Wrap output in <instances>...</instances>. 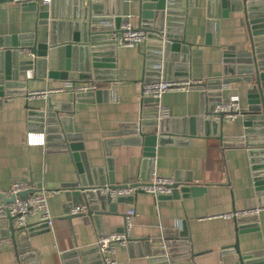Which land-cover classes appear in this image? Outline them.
I'll return each mask as SVG.
<instances>
[{"label":"crops","instance_id":"obj_1","mask_svg":"<svg viewBox=\"0 0 264 264\" xmlns=\"http://www.w3.org/2000/svg\"><path fill=\"white\" fill-rule=\"evenodd\" d=\"M117 0H112V6ZM63 14L71 10L68 0H58ZM184 15L183 31L190 42V59L187 62L169 61L168 76L175 79H202L213 83L223 77L225 51L233 45L237 52L251 48L250 33L243 10H230L224 15L221 0H179ZM141 0H118L122 14L128 15L133 24L139 25ZM102 12L96 14L105 18V4ZM96 5V4H95ZM264 17V0L256 10ZM64 16V15H63ZM62 16V17H63ZM58 17L59 20L64 18ZM101 17L99 20H101ZM49 23H41L36 11L23 10L21 3L0 0V33L14 34L37 31L39 40L47 39ZM144 43L134 46H120L115 49L116 81L84 80L75 83L97 81L99 88H109L106 97H78L72 88L53 92L48 97L30 98L34 90L57 88L71 80L28 75L27 93L6 96L0 105V190L10 195L12 184L29 182L34 178L37 191H48V201L53 214V226L30 237L17 236V243L8 231L9 219L0 218V264L17 262L25 254L27 264H64L62 253L78 248L81 264H102L96 247L100 234L123 229L125 213L135 208L131 241L127 244L114 242L115 264H151L145 255L146 240L165 236L166 231L185 227L191 237L195 256L190 264H239L238 255L231 247L236 241L237 224L221 214L259 206L254 215V229L239 233V247L243 252L253 253V258L264 260V205L255 201L256 187L249 146L246 144H225L217 135L196 133L180 135L172 142H158L154 155L153 174L174 176L177 180L199 183L204 186L197 194L179 197H158L139 190L131 198L117 202L116 211L95 214L93 217L75 216L67 219V208L84 204L77 197L67 195L63 184L78 180L77 160L73 151L54 145L52 140L44 144H29L27 133L31 106L45 108L49 97L58 104L71 132L79 134L72 141L81 143L77 150L90 167L105 164V140L119 124L137 121L142 113V83L144 82L147 56ZM247 81H233L222 84V96L228 98L239 94L244 110L249 105ZM209 90V86L207 87ZM160 103L169 109V124L175 118H188L200 114L201 90L172 88L160 97ZM211 117V116H210ZM245 115L239 114L233 120H224V136H241L245 130ZM39 133L40 131H32ZM178 138V137H177ZM49 142V143H48ZM117 183L139 181L143 148L132 143L112 146ZM0 203H3L0 196ZM38 222L37 217L29 223ZM29 242V249L22 244Z\"/></svg>","mask_w":264,"mask_h":264},{"label":"water","instance_id":"obj_2","mask_svg":"<svg viewBox=\"0 0 264 264\" xmlns=\"http://www.w3.org/2000/svg\"><path fill=\"white\" fill-rule=\"evenodd\" d=\"M179 0H141L139 9V27L147 30L148 39L145 44L147 56L145 81L159 79L163 74L168 76L170 60L187 62L190 59L191 43L184 37L183 9ZM71 10L63 14L60 3L49 6L35 1H23V10L36 11L41 23H49L46 40H39L37 31L23 33H0V105L6 96L27 93V78H21V72L35 71L34 77L48 76L71 81L84 80H109L112 86L116 81L113 72L116 68L115 49L113 48L112 32H119L121 24L129 20L128 15H123L121 7L111 6L112 0H68ZM263 0H221L224 15L230 10H243L250 33L251 48L245 52H237L235 46L230 45L225 51V69L223 77L213 83L195 85L201 90L202 107L200 114L188 118H175L173 124H169L170 117H158L159 98L151 96L142 97V113L134 122H123L118 128L111 131L110 137L105 140L106 159L103 166L90 167L77 150L82 144L73 142L72 139L79 136L71 132L62 115L58 112V104L51 97L45 108L31 106L29 127L30 129L44 132L46 140H52L54 145L73 151L77 160L79 178L73 182L63 184L67 195L77 197L80 202L87 205L85 211L71 212V206L67 208V219L75 216L93 217L95 214L116 211L117 202L131 198L132 195H122L116 199L107 193H102L101 188L122 187L127 185H142L149 183L153 174L154 155L158 142H172L182 137L191 135L213 133L223 140L225 144H246L249 146L254 183L256 187L255 201L258 205H264V17H259L256 11ZM105 4V18L99 14L102 12L101 4ZM96 4V5H95ZM64 15V16H63ZM63 16V17H62ZM58 17L64 20H58ZM30 53V55L28 54ZM170 77V76H168ZM247 81L251 83L248 88L249 105L243 110L245 117V130L241 136H224L222 126L224 119L219 120L210 117L215 104L222 96V84L233 81ZM209 86V90L207 87ZM109 88H97L90 94H76L78 97H95L101 100L106 97ZM222 115V113H221ZM178 137V138H177ZM49 143V142H48ZM132 143L141 145L143 157L139 181L134 183H117L115 179V164L112 156V146L115 144ZM29 187L17 193L8 195L0 190L3 203H10L16 197L26 198L39 188L35 186L34 178L30 179ZM204 186L187 180H177L170 194H162L160 197H179L188 194H197ZM142 190V189H140ZM14 217L7 215L9 219L8 231L12 239L17 243V236L30 237L36 233L50 229L46 221L27 223L16 226ZM254 215H244L235 218L237 224V236L231 245L238 255L239 264H264V260L253 258V253L243 252L239 247V233L255 228ZM122 230V229H120ZM165 241L167 249L155 247ZM148 250L145 254H154L149 258L151 264H159L166 260L167 256H157L168 252L172 264H190L196 255L192 249L191 237L187 235L185 227L182 229L166 231L165 236L159 235L146 240ZM22 249L31 247L29 242L20 246ZM25 254L20 257L17 251V262L21 264L25 260ZM64 264H81V256L78 248H70L62 253Z\"/></svg>","mask_w":264,"mask_h":264},{"label":"built area","instance_id":"obj_3","mask_svg":"<svg viewBox=\"0 0 264 264\" xmlns=\"http://www.w3.org/2000/svg\"><path fill=\"white\" fill-rule=\"evenodd\" d=\"M13 2L21 3L23 1H35L37 3L48 4L52 7L58 3V0H11ZM113 39V48L116 49L120 46H134L139 45L141 43H145L148 39L147 30L139 27L132 23L129 19L127 21L122 22L121 30L119 32H112ZM30 55V53H28ZM32 71V70H31ZM32 72H28V75H32ZM202 79H175L172 77H168L165 75H161L159 79L145 81L142 83V91L143 96H151L154 98H159L162 94L172 88H181L188 89L195 85L202 83ZM227 84V83H225ZM68 88H72L76 94H90L93 93L97 88H99V84L97 81H89V82H68L66 85L50 88L44 90H34L28 93L30 98L35 97H48L53 92H62L67 90ZM244 108L240 102L239 94H232L228 98H222L218 100L215 104L213 113L210 114L212 118L217 120L223 118L224 120H233L239 114L243 112ZM169 109L164 104L159 102L158 104V117L164 118L168 117ZM222 113V115H221ZM34 131L33 129H30ZM28 132L27 133V142L29 144H44L47 142L44 132ZM38 132V131H37ZM177 182V178L174 176H167L154 173L152 174L151 180L149 183L142 185H127L122 187H109L105 185L101 188L102 193L109 194L112 199H116L122 195H133L140 189L152 194L155 198H158L162 194H170L172 192L174 183ZM29 187L28 182L25 181H17L12 184L11 192L17 193L20 190H24ZM87 205L84 204H76L71 208V212H81L86 210ZM260 210V207L254 208H246V209H238L233 211H228L221 216L228 219H235L239 216L244 215H256ZM8 214H11L14 217V224L16 226L26 225L29 223V220L33 217H37L38 221H46L49 227L53 226L54 218L50 209L49 201H48V191L40 190L32 192L26 198H22L17 196L14 202L10 203H0V218L7 217ZM135 214V208H129L125 213V223L122 230L114 231L111 233H103L97 237L96 247L98 253L100 254L102 264H115L116 259L114 257V242H121L127 244L131 241L130 232L133 225V217ZM9 238L0 239V241H7ZM155 247H162L167 249V244L165 241H162L161 244ZM147 257L151 258L155 256L154 254H145ZM157 256H167L168 261L161 260L159 264H172L170 258L168 257V252L160 253ZM21 264H27L25 260H22ZM158 264V263H157Z\"/></svg>","mask_w":264,"mask_h":264}]
</instances>
